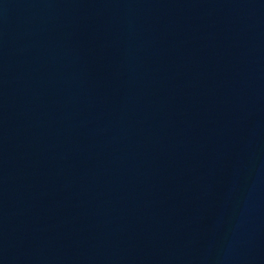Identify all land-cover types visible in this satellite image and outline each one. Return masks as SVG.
<instances>
[{
	"label": "water",
	"instance_id": "obj_1",
	"mask_svg": "<svg viewBox=\"0 0 264 264\" xmlns=\"http://www.w3.org/2000/svg\"><path fill=\"white\" fill-rule=\"evenodd\" d=\"M0 264H264V0H0Z\"/></svg>",
	"mask_w": 264,
	"mask_h": 264
}]
</instances>
